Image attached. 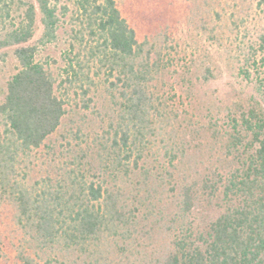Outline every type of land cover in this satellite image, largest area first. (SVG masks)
Masks as SVG:
<instances>
[{"label": "trees", "instance_id": "obj_1", "mask_svg": "<svg viewBox=\"0 0 264 264\" xmlns=\"http://www.w3.org/2000/svg\"><path fill=\"white\" fill-rule=\"evenodd\" d=\"M172 4L133 0L126 16L118 0H74L75 59L58 82L37 57L70 8L0 0V60L18 67L0 90V220L23 234L14 264L42 254L44 264H264V0H190L184 10L219 43L256 21L243 58L228 63L252 95L227 108L220 130L183 127L157 89ZM139 17L151 31L142 40ZM215 67L202 63L198 82L221 77ZM72 93L87 110L103 101L101 133H76L70 164L28 184L22 166L60 128ZM209 136L216 157L196 140Z\"/></svg>", "mask_w": 264, "mask_h": 264}, {"label": "rangeland", "instance_id": "obj_2", "mask_svg": "<svg viewBox=\"0 0 264 264\" xmlns=\"http://www.w3.org/2000/svg\"><path fill=\"white\" fill-rule=\"evenodd\" d=\"M53 1L57 2L59 9L62 6H68L70 11L67 16L61 18L57 40L42 47L37 59L47 65L60 82V79L66 77L68 64L75 59L74 51L70 46L71 28L75 24L72 22V16L75 10L74 0ZM132 1L118 0L126 16H128L127 7L131 6ZM189 1L173 0V4L170 5L171 17L164 26L166 30L163 29L159 35L165 69L157 82V89L166 98L168 110L177 114L183 121V127L189 126L194 129L209 124L217 126L215 122H218L217 129L220 130V127L226 126L227 108L234 107L236 103L243 102L252 95L251 83L237 70L231 71L228 63L231 62L229 61L232 59L231 56L243 58L256 21L250 18L247 24L248 34H245V30L238 35L225 34L219 43L196 28L184 16V10ZM152 2L149 5H152ZM140 5V3L133 5L132 9L143 10V6ZM147 23V20L141 17L137 18L136 23H132L136 25L141 40L145 34H151ZM202 63L211 64L216 70L218 69L215 66H218L222 76L208 84H200L197 80V69ZM234 64L233 66H236L240 63L234 60ZM17 70V63L12 55L5 61L0 60V90L5 88L6 81ZM102 102H99L97 98L94 99L91 103L93 107L87 110L80 98L72 93L67 107L68 113L60 128L23 164L20 176L25 178V182L32 184L47 176H56L62 166L70 164L73 150L80 142V139L75 137L76 133L81 136L80 138L87 140H92L101 133L100 114L104 111ZM209 103L213 106L211 112L206 110ZM196 140L201 144L205 156L219 155V145L214 143L213 137ZM22 240L23 234L14 223L2 218L0 220V264H14V257ZM47 255L42 254L40 264H44Z\"/></svg>", "mask_w": 264, "mask_h": 264}]
</instances>
